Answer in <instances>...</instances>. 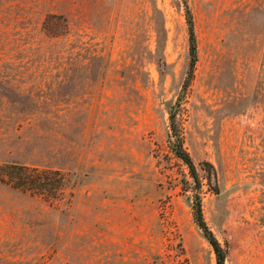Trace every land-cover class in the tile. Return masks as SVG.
<instances>
[{"label":"rangeland","instance_id":"rangeland-1","mask_svg":"<svg viewBox=\"0 0 264 264\" xmlns=\"http://www.w3.org/2000/svg\"><path fill=\"white\" fill-rule=\"evenodd\" d=\"M11 163L67 180L53 198L0 180V264H216L197 199L224 264H264V0H0Z\"/></svg>","mask_w":264,"mask_h":264},{"label":"trees","instance_id":"trees-1","mask_svg":"<svg viewBox=\"0 0 264 264\" xmlns=\"http://www.w3.org/2000/svg\"><path fill=\"white\" fill-rule=\"evenodd\" d=\"M186 19L188 25V35H189V54H190V68L188 72V77L184 82V89H186L191 81L193 76V67L196 62V43H195V34L194 27L192 22L191 13L186 9ZM180 110V105L177 103L173 110L170 112V143L172 146V151L175 156L179 158L187 166L191 177L195 182H198L195 165L188 155V153L183 149L182 139L180 130L176 121L177 113ZM208 169L204 170L208 174V178L214 179L216 184V177L214 168L209 163H204ZM0 180L14 189H18L24 193H31L44 196L46 198H53L56 196L62 187L65 185L67 180L64 175L59 171L54 170H38L37 168H31L19 164H3L0 165ZM193 215L198 227L202 230L204 236L207 238L208 242L214 249L216 255V264H224L225 251L220 247L217 240L214 238L210 230L208 229L201 210L200 200L197 199L193 204Z\"/></svg>","mask_w":264,"mask_h":264}]
</instances>
